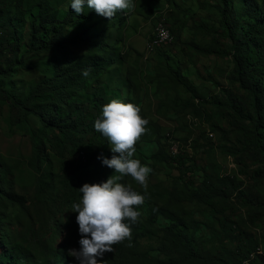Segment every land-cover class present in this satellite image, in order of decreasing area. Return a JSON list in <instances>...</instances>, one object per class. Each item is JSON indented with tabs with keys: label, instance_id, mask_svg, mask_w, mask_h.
<instances>
[{
	"label": "rangeland",
	"instance_id": "obj_1",
	"mask_svg": "<svg viewBox=\"0 0 264 264\" xmlns=\"http://www.w3.org/2000/svg\"><path fill=\"white\" fill-rule=\"evenodd\" d=\"M69 3L61 6L58 16L65 14ZM134 3V11L124 12L122 26L116 20L100 24L98 29L107 28L105 39L113 45L104 55L120 61L117 66L121 68L113 75L118 83H114L111 90L117 91V97H122L120 100L125 103L139 106L142 115L149 120L148 131L137 142L134 156L153 169L148 177L149 197L139 209L142 218L148 220L151 211L164 206L173 192H177L180 199L188 198L213 172L235 178L241 191L264 204V181L255 175L259 166L250 157L237 160L224 153L225 147L239 148L240 135L254 132V117L245 120L238 114H230L234 111L232 103L238 107L246 105L245 116L250 110L248 94L229 83L234 68L233 57L206 56L185 45L193 42L231 52L230 41L222 35L220 0H134ZM245 4V0H237L240 12L245 11ZM35 14L36 11L28 13L19 24L24 52L29 24ZM162 19L175 40L152 51L149 49L151 38ZM68 31L72 36L73 29ZM88 50V46L78 43L69 51L72 55L83 56ZM42 58L25 56L24 61L27 65H37ZM162 63L177 71L190 88L180 84L174 75L162 71L159 68ZM128 71L131 81L126 79ZM41 79L37 69H26L17 71L11 80L1 84L17 96L25 97L31 84ZM195 107H200L201 115L196 114ZM33 128L39 130L35 123L12 126L8 104L0 103V175L6 178L0 176V182L13 181L8 193L14 202L8 207L6 236L0 241V253L7 245L25 258L22 264H34L32 261L47 258L56 262L57 256L53 253L58 252L59 264H79L69 255L70 249H76L69 238L77 226L78 213L70 208H61L58 212L57 202L64 191L67 195L77 190L82 198L79 188L92 183L96 167L102 165L98 157L110 155L112 158L119 154H113L104 136L100 146H92L91 154L87 155L88 160L95 155V160L88 166L79 153H68L64 157L49 154L45 173L51 172L53 179L39 190L30 166ZM158 137L164 145L162 152L156 143ZM104 169L109 174L115 172L107 166ZM128 184L144 190L130 176ZM237 196V192H230V201L218 202L215 207L189 202L174 207L177 213L187 212L198 224L193 228L181 226L179 231L191 238L195 236L207 250L230 264L238 263L236 249L242 242H247V238L249 242L250 236L258 244L257 253L264 254V217L251 224L249 216L253 208L243 206ZM176 222L172 211L162 210L155 229L141 239V253L152 259H168L159 251L163 240L160 230ZM32 228L34 232L29 235L28 229ZM36 233H40L39 240ZM129 259L140 264L133 253Z\"/></svg>",
	"mask_w": 264,
	"mask_h": 264
},
{
	"label": "trees",
	"instance_id": "obj_2",
	"mask_svg": "<svg viewBox=\"0 0 264 264\" xmlns=\"http://www.w3.org/2000/svg\"><path fill=\"white\" fill-rule=\"evenodd\" d=\"M245 1L244 12L238 9L237 0H220L221 4L218 7L222 35L230 41L231 52L225 48L202 47L193 42L185 45L206 56L226 58L232 55L234 68L229 75V83L248 94L250 103L247 106L250 110L246 117L244 115L246 105L238 107L232 103L234 111L230 114H238L245 120L254 117L252 121L254 132L246 136L240 135L239 148L225 147L224 153L237 160L250 157L254 164L259 166L255 172L256 177L264 181V0ZM67 2H70L67 11L63 16H58L62 10L61 6ZM32 11H36V14L29 24V35L26 42L24 41L27 50L24 52L19 24ZM124 12L118 11L109 19L98 15L94 9H89L86 5L83 13L76 14L71 8V0H0V103L8 104L9 121L12 126L35 123L39 129H31L30 136L32 146L30 166L35 173L39 190L47 187L53 179L51 172L45 173V167L50 159L49 154L64 157L68 153H79L84 159L85 166L95 160V155L89 160L87 155L91 154L92 146L96 144L100 146L103 135L95 130L94 122L101 116L106 103L112 99L122 98L117 97L119 95L117 91L111 90V86L118 83L113 75L121 68L117 66L120 65V61L104 55L107 50L113 48V45L105 39L107 28L98 29V25L118 20L122 26L125 23ZM69 28L73 29L72 36L69 34ZM93 29L95 31L91 32ZM169 30L173 35L170 27ZM173 38L175 40L174 35ZM78 43L88 46V53L83 56L72 55L70 47ZM159 47L161 45L155 46L152 51ZM25 56L43 58L37 65H27L24 61ZM159 68L174 75L180 84L190 88L186 80L182 79L170 65L162 63ZM26 69H37L42 79L31 84L25 97L17 96L2 86L1 83L11 80L17 71ZM84 69L89 70L88 77L82 75ZM130 75L128 71L126 79L129 81ZM195 110L197 115H201L200 107H195ZM156 143L160 146L159 152H162L164 145L159 137ZM113 154L111 153V156ZM107 158L111 159L110 155ZM100 161L102 165L96 167L92 184L105 182L111 175H116L115 172L106 173L104 171L106 165ZM1 178L6 179L3 175ZM120 182L128 184V176ZM12 185L11 180L0 182V241L6 236L4 228L5 220L9 216V204H14L8 193ZM133 189L149 197L144 190L134 187ZM230 192L238 193L237 199L244 204L243 206L253 208L249 216L251 224L254 225L264 217V204L250 199L246 192L241 191L235 178L222 177L213 172L206 176L202 186L196 188L188 198L180 199L178 193L173 192L164 206L155 207L151 211L148 220L141 216L138 223L130 225L131 240L114 245L113 252H106L98 259L105 260V264H134L129 259L133 253L140 264H230L219 259L213 251L207 250L202 241L195 236L191 238L179 231L181 226L193 228L198 224L187 212L174 211L175 205L183 202L215 207L218 202H229ZM79 195L77 190L67 195L64 191L57 202V211L59 212L61 208L71 210L72 204L81 200ZM162 210L172 211L177 222L160 230L163 233V240L159 251L168 259H152L141 253V239L155 229ZM28 230L29 235L34 232L33 228ZM35 236L37 240L40 239V233H36ZM80 239L77 223L73 235L69 238L77 250L81 247ZM3 247L0 264H22L25 260L15 248H9L7 245ZM258 249V244L250 236L249 242L247 238V242H242L236 249L239 261L235 264L244 262L264 264V254L259 255ZM54 255L57 256L56 262L49 258L32 262L59 264L60 254L57 252L53 253Z\"/></svg>",
	"mask_w": 264,
	"mask_h": 264
},
{
	"label": "clouds",
	"instance_id": "obj_3",
	"mask_svg": "<svg viewBox=\"0 0 264 264\" xmlns=\"http://www.w3.org/2000/svg\"><path fill=\"white\" fill-rule=\"evenodd\" d=\"M85 5L98 15L112 19L118 11L132 12L134 0H71V8L76 14L85 11ZM90 74L82 71L84 77ZM149 120L141 115V108L133 103L112 99L102 108V113L94 122V128L107 138L111 151L119 155L98 157L109 168L115 169L102 183H85L79 188L82 198L73 203L71 211L77 212L81 245L79 250L70 249L69 255L79 264H105L102 258L106 252H113L114 245L131 240V224L139 222L138 210L145 203L146 195L133 189L131 184L120 182L130 176L140 185L145 194L148 177L153 169L134 158L136 144L148 131Z\"/></svg>",
	"mask_w": 264,
	"mask_h": 264
},
{
	"label": "built area",
	"instance_id": "obj_4",
	"mask_svg": "<svg viewBox=\"0 0 264 264\" xmlns=\"http://www.w3.org/2000/svg\"><path fill=\"white\" fill-rule=\"evenodd\" d=\"M160 22L161 23L157 24L156 31L152 37L153 39L150 43L151 47L149 46L150 50H153V48L158 45L171 44L174 40L173 35L166 26L165 19H162Z\"/></svg>",
	"mask_w": 264,
	"mask_h": 264
}]
</instances>
